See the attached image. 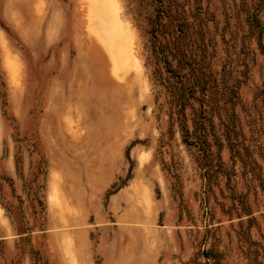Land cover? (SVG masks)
Returning a JSON list of instances; mask_svg holds the SVG:
<instances>
[{"label": "rangeland", "instance_id": "1", "mask_svg": "<svg viewBox=\"0 0 264 264\" xmlns=\"http://www.w3.org/2000/svg\"><path fill=\"white\" fill-rule=\"evenodd\" d=\"M0 264H264V0H0Z\"/></svg>", "mask_w": 264, "mask_h": 264}, {"label": "bare ground", "instance_id": "2", "mask_svg": "<svg viewBox=\"0 0 264 264\" xmlns=\"http://www.w3.org/2000/svg\"><path fill=\"white\" fill-rule=\"evenodd\" d=\"M101 2V1H100ZM103 2V1H102ZM108 2H109V0H108ZM101 3H99V5H100ZM104 5H105V3H104ZM111 7V6H110ZM101 9V8H100ZM115 10V9H114ZM117 11V10H116ZM108 12H110V10H108ZM115 12V11H114ZM116 13V12H115ZM117 13L119 14L120 12L119 11H117ZM116 13V14H117ZM98 14H99V12H98ZM110 14V13H109ZM117 16H119V15H117ZM106 17V16H105ZM118 18V17H117ZM120 19L122 20V18L120 17ZM111 20V19H110ZM107 21V20H106ZM114 21V20H113ZM119 21V20H118ZM103 22H104V20H103ZM110 22V21H109ZM119 22H121V21H119ZM118 22V23H119ZM107 24H108V22H106ZM122 23V22H121ZM102 24V23H101ZM110 24H111V22H110ZM114 25H116V24H114ZM107 28H108V26H106ZM115 27H117V26H115ZM112 28H114V27H112ZM120 27H118V28H115V30L116 29H119ZM127 28V27H126ZM110 30V29H109ZM115 30H114V32H115ZM120 30V29H119ZM121 31V30H120ZM120 31L118 32V30L116 31L117 33H120ZM105 32H106V30H105ZM113 33V32H112ZM110 34V33H109ZM114 34V33H113ZM115 36H118V35H115ZM111 37H109V39H110ZM118 39V38H117ZM126 39V38H125ZM111 41H112V38L110 39ZM126 42V41H125ZM119 43V42H118ZM124 43V42H123ZM126 43H128V42H126ZM110 45V44H109ZM112 45V44H111ZM125 45V44H124ZM127 47H128V45H126ZM126 46H124V51H127L128 52V54H127V52H125L128 56H129V52L131 51L132 52V50H129L128 48H125ZM114 47V46H113ZM120 47V46H119ZM121 47H123V45L121 46ZM118 49V48H117ZM127 49V50H126ZM113 49H111V47H110V51H112ZM123 50V49H122ZM116 51V50H115ZM118 53V52H117ZM122 53V52H121ZM112 54H115V53H112ZM132 54H133V52H132ZM116 55H114L113 57H115ZM119 56V55H118ZM125 56V55H124ZM127 56V57H128ZM131 56V55H130ZM129 56V57H130ZM122 57V56H121ZM115 58H118V57H115ZM124 58V57H123ZM116 61V60H115Z\"/></svg>", "mask_w": 264, "mask_h": 264}, {"label": "trees", "instance_id": "3", "mask_svg": "<svg viewBox=\"0 0 264 264\" xmlns=\"http://www.w3.org/2000/svg\"><path fill=\"white\" fill-rule=\"evenodd\" d=\"M205 143H208L207 139H205Z\"/></svg>", "mask_w": 264, "mask_h": 264}]
</instances>
